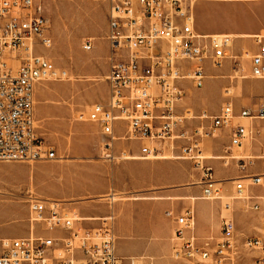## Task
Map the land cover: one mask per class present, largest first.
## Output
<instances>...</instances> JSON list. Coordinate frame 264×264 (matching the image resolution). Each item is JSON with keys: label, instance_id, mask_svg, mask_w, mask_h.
<instances>
[{"label": "built area", "instance_id": "1", "mask_svg": "<svg viewBox=\"0 0 264 264\" xmlns=\"http://www.w3.org/2000/svg\"><path fill=\"white\" fill-rule=\"evenodd\" d=\"M108 1L109 98L80 114L82 120L98 123L108 137L105 158L114 160L116 139L147 141V155L159 151V144L170 142L174 147L181 141L180 158L192 160L202 174V198L220 199L221 180L205 163L202 145L206 138H222L223 165L235 164L241 173L236 178V199L259 211L260 204H251L252 198L245 195L244 182L261 185L264 179L261 172L246 174L255 160L264 163V95L254 108L245 104L238 107L225 90L219 112L204 111L191 132L186 128L190 111L178 110L185 98L180 81L192 79L197 88H203L207 61L222 68L231 59L234 70L241 69L238 56L229 54L236 38L229 33H200L195 16L197 0ZM251 38L255 49L249 50L247 58L250 74L264 80V33ZM52 46L43 0H0V161L57 158L55 148L39 134L35 114L36 87L42 81L68 76L41 52ZM83 48L91 51L94 39L86 38ZM116 132L124 134L117 138ZM254 151L259 154H251ZM29 211L28 236L0 238V264H137L136 259L118 254L114 213L94 216L101 223L89 225L95 220L82 216L66 202L39 197L30 198ZM166 215L175 224L172 257L186 261L184 264H244L243 249L264 252V238L246 236L240 242L231 215L222 217V237L215 244L214 237L199 240L195 235L193 207ZM259 262L264 264V257ZM146 264L155 263L149 259Z\"/></svg>", "mask_w": 264, "mask_h": 264}, {"label": "rangeland", "instance_id": "2", "mask_svg": "<svg viewBox=\"0 0 264 264\" xmlns=\"http://www.w3.org/2000/svg\"><path fill=\"white\" fill-rule=\"evenodd\" d=\"M43 3L53 46L47 50L41 49V52L51 58L58 70H65L68 74L65 80L42 81L35 91L38 131L55 148L57 158L34 162L0 161V232L7 235L24 233L22 236L0 235V238L29 235L31 197L64 201L69 207L80 211L82 216L114 213L119 255L121 241L151 238L150 235L146 237L131 232L124 236L121 205L134 207L132 213L136 217L139 213L148 212L154 214L159 224L167 221L171 228L172 246L175 244L172 232L175 224L167 218L166 207L176 214L185 208H195L194 232L197 234V205L200 203L210 207V217L215 215L212 227L219 235L215 236L213 244L222 237V217L228 215L235 219L240 242L246 236L264 238V179L261 185L244 182L247 187L245 195L252 198L251 204H260L259 211L246 207L243 200L234 198L238 196L235 181H238L236 178L241 173L235 164L226 167L221 159L214 158L223 154L222 138H206L202 145L203 155L207 157L205 163L213 167L215 178L221 180L220 199L202 198L203 179L200 170L192 160L178 158L182 156L181 141H176L174 147L170 142L159 144V151L156 152L159 158L127 159L136 155L146 157L148 142L116 139L114 160L105 158L104 143L108 137L103 134L98 123L82 120L80 114L87 113L94 103H105L109 98L106 78L111 55L107 38L109 1L43 0ZM195 16L201 33H264V0H199L195 5ZM86 38L94 39L91 51L83 48ZM244 49H255L251 37L236 38L229 50L230 55L238 56L241 67L243 63L246 65L241 73L235 72L231 59L223 68H215L207 61V78L203 88H197L192 79L180 81L185 98L178 110L180 113L190 111L186 120L189 132L199 124L198 116L204 111L213 115L219 112L225 101L226 88L232 89L231 95L238 107L245 104L254 108L264 95V80L239 76L251 75L249 59L242 60L240 57ZM123 134L116 132L115 136L119 138ZM251 154L258 155L259 151ZM254 162L246 174L264 173L263 160ZM110 193L116 195L114 200L109 196ZM101 195L107 198L98 199ZM226 203L231 204L229 211ZM100 223L88 222L89 225ZM242 252L244 264H263L259 261L264 257V252L245 249ZM172 256L173 248L164 260L157 261L142 255L136 257V261L137 264H146L149 259H153L155 264L186 263Z\"/></svg>", "mask_w": 264, "mask_h": 264}, {"label": "crops", "instance_id": "3", "mask_svg": "<svg viewBox=\"0 0 264 264\" xmlns=\"http://www.w3.org/2000/svg\"><path fill=\"white\" fill-rule=\"evenodd\" d=\"M204 34H208V33H204ZM231 35H233L235 38H239L236 36L239 34H231ZM249 35L252 36L254 34L249 33ZM244 67L246 69V65H244ZM136 156H133V157H136ZM220 156H216L214 158L220 159ZM144 158L148 159L147 157H144ZM103 196H106V195H103ZM192 199H195V197H193ZM132 208L134 207L127 206V205L120 206V209H122V212H123L120 216L122 218V221L125 224L124 233L126 234H124V236L126 237L127 234H130L131 232L133 234L144 235L146 237L150 235L149 237L151 238H149V240H146V238L127 240L123 236L125 240H123L124 242L123 241L120 242V249H119L120 255L126 259L128 258L136 259V257L147 255V256L155 258L157 261L162 260L165 257L167 258L170 255L171 249L173 248L172 239L170 237L171 228L169 227V223L164 220L163 222L159 224L158 223L159 221L153 217L154 214L152 213L149 214L148 212L139 213L138 216L136 217L132 213ZM166 208L168 209L166 213L168 211H174L172 209H169V207H166ZM182 210H179V212H181ZM197 212L199 215V227L197 229V234L195 232L194 233L198 237V239L203 240L204 238H207L210 236L214 238L215 236H218L219 232L217 230L215 231L214 228L212 227L213 220L215 222V215L212 214L210 217V207L206 205L205 203H200L197 205ZM89 217H92V219L94 218V216H90V215ZM167 218L171 222H173L169 217ZM29 228H30V225H29ZM0 235L5 236L7 234L0 232ZM22 235H24V233L19 232L17 234H11L7 236H22ZM126 263L128 264V261H126Z\"/></svg>", "mask_w": 264, "mask_h": 264}, {"label": "bare ground", "instance_id": "4", "mask_svg": "<svg viewBox=\"0 0 264 264\" xmlns=\"http://www.w3.org/2000/svg\"><path fill=\"white\" fill-rule=\"evenodd\" d=\"M199 0H197V2H198ZM196 2V3H197ZM196 3H195V5H196ZM233 36V35H232ZM237 37H252V36H250L249 35V33L248 34H239V35H236ZM234 37V36H233ZM235 38V37H234ZM250 57V51L248 50V49H245L244 50V53H243V55H242V60H244V59H247V58H249ZM223 68V67H222ZM245 69V67H244V63H243V66L241 67V69L239 70V69H236L235 70V72L236 73H241V70L242 69ZM241 78H249V76H250V78H252V76L251 75H245V74H240L239 75ZM257 80H259V79H257ZM225 90H228L229 91V93H231V88H226ZM227 94L225 93V96H226ZM147 158H149V157H154V158H159V155L157 154V153H151V154H149V155H147L146 156ZM178 157V156H177ZM178 158H180V157H178ZM127 159H145L144 157L142 158V157H140V156H136V157H133V156H129V157H127ZM220 159H221V156H220ZM236 182V181H235ZM109 196H111V198H112V200H114L115 199V194H110ZM103 198H107L106 196H102V197H99L98 199H100V200H102ZM232 198V197H231ZM234 198H236V197H234ZM226 205V207H227V211H229L230 209H231V204L230 203H226L225 204ZM195 209V208H194ZM91 220H98L99 218H93L92 219V217H89ZM173 234H174V231H173ZM175 240V235H174V239H173V241ZM135 259V258H134Z\"/></svg>", "mask_w": 264, "mask_h": 264}]
</instances>
